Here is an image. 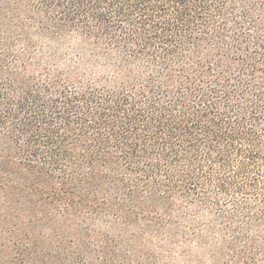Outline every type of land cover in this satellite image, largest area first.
<instances>
[{
  "label": "trees",
  "instance_id": "1",
  "mask_svg": "<svg viewBox=\"0 0 264 264\" xmlns=\"http://www.w3.org/2000/svg\"><path fill=\"white\" fill-rule=\"evenodd\" d=\"M0 264H264V0H0Z\"/></svg>",
  "mask_w": 264,
  "mask_h": 264
}]
</instances>
